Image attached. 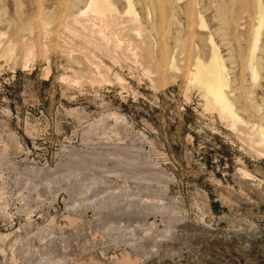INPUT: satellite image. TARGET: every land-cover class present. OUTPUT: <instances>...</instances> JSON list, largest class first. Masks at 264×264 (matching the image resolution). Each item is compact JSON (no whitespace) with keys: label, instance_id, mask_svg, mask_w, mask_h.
Segmentation results:
<instances>
[{"label":"rangeland","instance_id":"1","mask_svg":"<svg viewBox=\"0 0 264 264\" xmlns=\"http://www.w3.org/2000/svg\"><path fill=\"white\" fill-rule=\"evenodd\" d=\"M186 1L116 0L105 51L86 0H0V264H264V149L186 92L217 27L215 0Z\"/></svg>","mask_w":264,"mask_h":264},{"label":"bare ground","instance_id":"2","mask_svg":"<svg viewBox=\"0 0 264 264\" xmlns=\"http://www.w3.org/2000/svg\"><path fill=\"white\" fill-rule=\"evenodd\" d=\"M123 1L126 3V9L125 11H123V13L130 14L134 17H137L138 14L136 12L134 0H123ZM171 1H175V3L179 4L181 1H184V0H171ZM191 2L192 1L188 2L187 5L193 4ZM215 2H216L215 3L216 5L214 4L215 6L212 4L214 7L211 5L209 6H211L210 9H212V7L214 8L215 13L213 17L217 22V27L214 30L212 29V31H209L208 35L205 38L206 42L204 44V46H208L210 48V52H209L210 58L208 61H204L198 56L193 67L190 66L191 68H188L186 70V79H187L186 80V84H187L186 92H188L191 88L198 89L200 92L201 98L204 101L205 110L213 111L217 113L218 117L225 123L227 129L235 134H239V136H241L240 134L244 132L245 128L249 129L248 131L251 133L252 140L254 139L252 135L257 134L258 139H256L257 140L256 142L258 146H256L255 148H259L260 146L264 149V86L262 85L263 86L262 87L260 84L261 80L264 78L263 76V73H264L263 72L264 71V0H254L255 2L254 6L256 4L257 8H256V14H255V9H254L255 7L253 8L254 16L253 15L252 16L253 17L256 16V21L251 25V27H248L249 24H246L247 18L241 15L242 13L239 8L238 9L234 8V5L232 4L231 0L230 1L215 0ZM210 3H212V1ZM150 4L152 3L150 2ZM200 4L199 6H201ZM165 7L166 6H164L163 8ZM183 7L184 6H182V8ZM177 8L178 7H176V9ZM169 10L170 9L168 8V10L166 11H169ZM186 11H187L186 12L187 14L184 12L185 13L184 17L186 18L187 22L185 21L186 29L184 30L185 32H187L188 30L189 35L193 36V30L195 27L202 28V27H206L207 24L202 15V10H197L195 7H192L189 5ZM244 12L246 13V11ZM91 13L95 17L101 20V24L99 26L100 27L99 33L101 35L99 36L101 38L100 40L102 41L100 43L107 45V47L104 48L106 51L109 49V46H111L109 42H111L112 40H110V38L107 37V34H106L107 32H105V30H107L106 28L111 30L110 28L114 24V21H116V18L118 19L119 17H122L121 16L122 12L118 8L116 0H86L84 7L78 10L75 18L86 16ZM160 13H162V11ZM157 14L159 13L157 12ZM186 15L188 17H186ZM247 17L250 18V15H248ZM214 19L212 20L214 21ZM89 20H92V19H89ZM110 25L111 27L109 28ZM85 28L88 29V25H85ZM96 28H97L96 26L92 27L90 29L91 33L89 35L94 36L95 35L94 32ZM182 30L180 31L182 32ZM2 34L4 33H1V35ZM91 38H87V40L90 39L89 41H92L93 39L91 40ZM115 40L117 41V45H119L120 44L119 36L115 35ZM64 42H67V40ZM94 42L96 43L95 40ZM182 44L183 43L181 42V45ZM98 45H99V42H98ZM220 45H223L225 49L226 48L228 49V51L226 50L227 52H229L226 56L227 58H225V56L222 55V52L220 51ZM188 46H190V42ZM198 47H200V45L196 44V49H198ZM13 50L14 48L12 49L11 46L7 47L6 49L4 48L3 50L4 54L1 55L0 53V58H6L7 60H9L12 56ZM109 50L112 51V49H109ZM116 50H118V48ZM183 50H184V45H183ZM29 52L26 55L25 65H27L29 58L32 55ZM208 57H209V54H208ZM176 68L177 69L179 68L180 70L181 67H176ZM147 72H150V71H147ZM119 79H122L121 76H119ZM258 88L261 89V95H256L257 94L256 91ZM251 138L249 137V139ZM246 139L249 140L248 138ZM245 142H248V141H245ZM250 142L252 141L250 140ZM250 146H253V145H250ZM260 152H261L260 155L264 158V151H260ZM243 175H246V172ZM131 258L132 257L125 255L122 257V260L120 262L121 264H138V261H137L138 259L136 258L131 259Z\"/></svg>","mask_w":264,"mask_h":264}]
</instances>
